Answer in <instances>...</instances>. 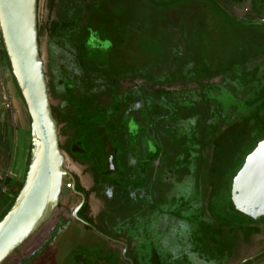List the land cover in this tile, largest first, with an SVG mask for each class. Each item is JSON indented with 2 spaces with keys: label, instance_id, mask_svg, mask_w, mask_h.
<instances>
[{
  "label": "rangeland",
  "instance_id": "obj_1",
  "mask_svg": "<svg viewBox=\"0 0 264 264\" xmlns=\"http://www.w3.org/2000/svg\"><path fill=\"white\" fill-rule=\"evenodd\" d=\"M50 1L38 0L37 19L42 32L39 44L45 63L46 79L55 86L54 89H49L50 102L61 115L68 116L58 124L60 146L65 147L68 141L77 137L87 150L84 155L90 156L89 158L96 159V151L93 150L97 145L101 148V156L111 148L117 151V171L109 174L103 172L107 169L105 163L96 168L109 183H103V191L111 187L113 204H116L113 211L117 212L116 216L111 217L101 215L98 227L107 234L122 236V232L131 223L125 217L131 207L123 202H127L137 192L141 193L143 187H148L151 198L149 202L142 201L145 206L147 203L150 205L151 225L156 226L160 221L167 222L168 217L154 209L157 206L159 209L167 208L168 201L164 193L173 192L175 189H171L169 182L159 185L157 191L161 198L155 204L152 198L156 188L151 182L147 184L141 175L143 163L152 159V154L156 151V148L150 146L149 151L143 152L146 139H154L161 148L159 157L150 163L153 169L158 166L169 169L177 158L178 166L173 169L174 172L183 174L194 170L198 179H202L200 181L203 191L210 190L206 181L208 174V181L216 185L217 189L216 195L207 201V210L212 216L221 218L220 221L225 217L231 221L233 212L227 208L229 192L225 189V182L230 181L242 167L244 156L251 149L250 142L243 137L241 129H238L242 128L238 124L245 112L244 99L261 95L264 100V24L253 27L235 24L224 17L226 15L213 2L240 20L256 22L264 19V0L259 3L257 10L254 8V0H230L225 1L224 5L221 0H181L173 4L167 2L176 0H54L52 5ZM164 3L167 5H163ZM74 10H79L81 16L77 26L78 38L75 37L74 40L80 42L85 26H88L91 34L81 42L78 50L71 44L72 37L61 39L62 45H59V36L53 38L50 32L52 23L73 17ZM4 66L2 70L0 64V103L2 104L3 95L9 93L13 113L5 115L11 127V151L9 161L7 156H1L0 175L14 174L22 177L30 140L28 118L8 73L5 59ZM217 73L222 75L214 76ZM89 75L95 77L96 81V86L93 89L92 86L91 90L87 87L88 81H85L86 77L90 78ZM199 76L203 79L198 82L196 79L199 80ZM211 85H218L222 89H213L215 86L210 87ZM159 89L182 93L184 97L195 101L191 105L189 100L183 103H186L185 111L192 117L189 119L193 123V133L189 132L190 121H186L188 117L179 116L174 119L173 124L161 119L154 124L148 122L152 115L142 111L147 105L143 101L142 92L155 95ZM209 90V97L213 101L210 104L217 105L215 112L211 108L210 115L214 116L211 119L214 118L212 121L216 122V126L210 121L207 124L209 103L202 101ZM128 91H133L134 94L131 101L127 100L129 98L125 94ZM85 93L89 96L83 112L80 104L86 98ZM191 106L196 108L195 114H192L194 111L189 112ZM146 111H149L148 107ZM195 121L196 130L193 129ZM233 123L236 129L232 128L224 133L223 130ZM2 124L0 105V126ZM135 124L143 126V129L140 130ZM91 125L96 127L89 128ZM206 128L215 129V135L212 137L213 131L210 130L206 133ZM262 135L264 136V128L255 131L251 136ZM182 143H186L192 150L191 165H184L178 160ZM62 152L66 157L64 168L78 174L83 186L89 189L94 182L92 171L86 165L74 162L64 149ZM209 163L211 167L208 168ZM70 185V179L65 177L61 204L66 203L72 194ZM175 188L177 194L173 195L176 197L174 210L180 214L178 203L181 202L177 201V197L179 193H183L185 183H179ZM91 196L94 197V193ZM3 200V196H0V215L6 209V201ZM77 201L71 200L70 206ZM90 203L95 210L97 205H94L92 199ZM60 211L61 208L59 213ZM182 216L179 215L178 218L183 220V225L172 229L169 237L157 239L156 230H152L153 240L145 243L148 248L143 251L147 258L154 249L158 251L162 261L175 264L173 257L178 249L194 248V245L196 254L206 259L211 260L215 255L218 256L220 250L211 248L206 243L207 240H221L214 231L215 227L206 225V217L203 218L204 221L199 219L200 216H190V213L184 218ZM132 222L134 224L135 221ZM55 223L56 216L2 264H17L21 258L27 256L22 264H29L36 256L40 258L36 264H75L74 255L78 253L84 255L88 264L111 261H108V257L114 254L105 248L110 244L92 231L84 229L74 221L69 228L60 232L59 228H53ZM105 223L111 224L113 229L104 227ZM163 228L166 227L162 226L161 229ZM197 232H201V236ZM38 248L41 253L33 256L32 253Z\"/></svg>",
  "mask_w": 264,
  "mask_h": 264
},
{
  "label": "flooded vegetation",
  "instance_id": "obj_2",
  "mask_svg": "<svg viewBox=\"0 0 264 264\" xmlns=\"http://www.w3.org/2000/svg\"><path fill=\"white\" fill-rule=\"evenodd\" d=\"M164 1H167V0H164ZM225 1L227 2L230 0H221V3L224 5ZM85 7L87 6L85 5ZM226 12L229 14L230 17L238 21L248 22L245 20L238 19L237 17L233 16L228 10ZM262 21H264V19L259 20L257 22L259 23ZM85 27H88V26H85ZM92 34H95V32H92ZM85 81H88L87 87L89 88V90H91L92 86H93L92 89L96 86L95 84L96 81L94 80V78L92 80V77H90L89 79H87L86 77ZM129 92L133 93V91H128L127 93ZM145 95H148V94H143L142 92V98L144 99L143 101L145 102V105L147 104L143 108L142 111L143 112L145 111L146 113H148L149 111H146L148 107V103L145 100ZM133 98H134V95L132 98H129L127 100L131 101ZM185 98L186 100H189L188 102L190 103V105L193 103L190 101H194L190 97L185 96ZM127 100H125V102ZM184 107L186 106L184 105L183 107L179 108L177 111H172L171 115L169 116L166 114L165 106L160 105L157 109V113L159 114L161 120L168 121L169 124H173L174 119H177L179 116L182 118L188 117L186 121H190L189 122V132L191 131L190 133H193L192 127H191L192 120H190L192 117L189 116V114L185 111L187 107L186 108ZM189 112H193L192 114H195L196 108H193L191 106ZM207 113L209 117L208 122L210 121L211 124L215 125L216 122L212 121L214 118L213 119L210 118L211 112L207 110ZM142 121H146V120H142ZM148 122L150 124L155 123L151 121H148ZM210 122L208 124H210ZM195 124H197L196 121L193 126L194 130H196ZM135 125L140 130L143 129V126L140 127L138 124H135ZM90 127L93 128L96 126L91 125ZM208 130L213 131L212 133V137H213V135H215V129L206 128L205 132L207 133ZM218 131H221V130L219 129ZM145 144L146 145H145L143 152L149 151L150 146L151 148L152 147L156 148V151L154 152V154H152L154 155L153 158L143 163V172L141 173V175L143 176V179L147 181V184L151 182L152 184H154L156 188V190H154V193H153L154 198H152L154 199L155 204L161 198L160 192L157 191V187L159 185L161 184L163 185L165 182H169L171 183V189L172 190L173 188L175 189L173 192L164 193L165 195L164 197L168 201L166 202V205L168 206L167 208L159 209V207L157 206L156 207L157 209H154L155 212L159 211L158 213L160 214L163 213V215L168 217L169 221L167 220L166 223L165 221L163 222L160 221L157 223L156 226L153 224L151 225L152 220L150 218V212H151L149 209L150 205L149 203L146 202L147 205L145 206L144 203L142 202L144 200L149 202L151 198L149 195L148 187H143L140 191L141 193L137 192L135 195L131 196V198L129 197L130 199H127V202L126 201L123 202V204L125 203L127 204L128 207L129 206L131 207V210H129V212L125 214V217L128 218V221L131 223H129L128 224L129 226H127L124 232H122V236L116 237L115 235L107 234L104 230L98 227L99 225L98 219L100 218L101 215L104 214L106 217H111V216H116L117 212L115 213L113 211V208H116V204H113L114 196H112L111 187L109 189L107 188L106 191H103L104 189L103 183H107V184L109 183L106 179H104V177L101 174H99V171L96 170V168L105 163L107 169L105 168V171L103 172H108L109 174L112 171L114 172L117 171V165H116V159H117L116 152L117 151H114L113 148H111L109 152H106L105 155L101 156L100 155L101 148L100 146L97 145L95 146V149L93 150V151H96V159L89 158L90 156L84 155L82 159L75 160L70 156L69 153H67L74 162L84 165V166L86 165L85 167L88 170L92 171L94 182L89 187V189H87L81 184L78 174L71 173L68 171L73 176V179L75 181L74 190L76 192H74L73 190V185H72L73 181L70 179L71 181L70 191L72 194L71 196H69L66 203L61 204L59 202L58 208L55 210L54 214L51 217L52 219L53 217L56 216V220H57V223H55L53 228L55 227L59 228L60 232H63L64 230L69 228L74 221H76L79 224H81L84 229L92 231L96 236H98L99 238H102L104 241L110 244L109 246L106 245L105 248L106 250H108L109 252H113L114 254V256L109 255L108 257V261L110 260L111 261L110 262L100 261L94 264H103V263L105 264H108V263H111V264L112 263L113 264H137V263L138 264H169L171 263V261H168V262L167 260L162 261L160 255L158 254V251L154 249L150 251V255L148 256L149 258H147L145 254L143 253L144 249L148 248V246L145 245V243L153 240L152 230H156L157 239L158 238L161 239L162 237H165V236L169 237L172 229L175 230L177 229V227H180L183 225L182 224L183 220L180 221V218H178V216L179 215L182 216L183 214L182 218H184L186 215H188V213H190V216L197 215V216H200L199 219L201 218L202 220H204L203 218L206 217L205 218L207 220L206 225L215 227L214 231L215 233L219 234V236L221 237V240H215V241L207 240L206 243L209 244L211 248H214V249L218 248L220 252L217 253L218 256L215 255V257L210 260V259H206V257L196 254L195 252L196 245L194 244H193L194 248L180 247V249H178L177 251L176 256L173 257L175 264H197V263H200V264H264V218H257L256 220H254L246 216L245 214L239 211H236L229 205L232 180L236 174L230 178V181L225 182L226 183L225 189H228V192H229L227 208L231 212H233V215H232L231 221L229 220V218H226V217L223 218L222 221L225 222L223 223L222 221H220L221 218L212 216L213 214H211L210 211L207 210V201L208 199H210V197L216 195L215 192L217 189L216 185H214L213 183H211L212 184L211 185L210 182L208 181L209 175L208 174L206 175V179H207L206 181H207V184L210 190L203 191L202 184L200 181L202 179L201 178L200 180L198 179L199 177L195 173L194 170H190V171L188 170V172H184L183 174H179L178 171L174 172L173 169H176V167L178 166V161L176 162L177 158H175V160L173 161V164L170 165L169 169H166L165 167L158 166V165H157L158 167H155V169H153L154 167H152L150 163L154 162L159 157L160 152H161L160 144H158V142L155 141L154 139L152 140L146 139ZM181 149H182V152L178 160H180V162H182L184 165L185 164L191 165L192 150L188 147L186 143H182ZM97 152H99V154ZM112 154H113V162H114L113 166L109 163V159ZM138 163L139 161H137V164ZM210 163L208 165V168L211 167ZM170 175L173 177L171 178ZM179 183L180 184L185 183V188H184L183 193H179L177 197V201L181 202V203H178L180 205L179 207L180 214H177L174 210L176 197H173V195L177 194L176 193L177 188L175 187ZM93 193H94L93 198L95 202L100 203V204L102 203V206L100 208L98 207L97 211L93 210V208L91 207V203H90L92 199L91 194ZM73 199H76L78 201L76 202V204H73L72 206H70L71 204L69 203ZM60 208L62 211H60L59 213ZM76 209L78 210L76 212V217H75L73 214ZM132 221H135L134 224ZM103 224L104 223H102V225ZM162 226H165L166 228L161 229ZM104 227H106L109 230L113 229V226H111V224L109 223L108 224L105 223ZM186 230L188 229L186 228ZM197 234L198 236H201V232H197ZM54 237L55 235H53V238ZM187 249L189 250L188 252H187ZM40 253H41L40 249L38 248L36 252L32 253V255L34 254L33 256H35V255H39ZM42 253L44 252L42 251ZM26 258H28V256L25 258H21L17 264H22ZM39 259L40 258L36 256L33 259V261L32 260L30 261L29 264H36V262H38ZM74 259H75V264H88V260L84 257L83 254L78 253L74 255Z\"/></svg>",
  "mask_w": 264,
  "mask_h": 264
},
{
  "label": "water",
  "instance_id": "obj_3",
  "mask_svg": "<svg viewBox=\"0 0 264 264\" xmlns=\"http://www.w3.org/2000/svg\"><path fill=\"white\" fill-rule=\"evenodd\" d=\"M37 5L38 0H0V47L25 108L30 137L21 188L0 220V264L51 219L59 206L64 178L73 181V190L75 185L73 176L64 168L66 157L60 148L58 121L49 98L45 63L40 54ZM109 163L114 165L113 154ZM229 205L254 220L264 218V139L246 156L233 177Z\"/></svg>",
  "mask_w": 264,
  "mask_h": 264
},
{
  "label": "trees",
  "instance_id": "obj_4",
  "mask_svg": "<svg viewBox=\"0 0 264 264\" xmlns=\"http://www.w3.org/2000/svg\"><path fill=\"white\" fill-rule=\"evenodd\" d=\"M53 2H54V0L50 1L51 5L53 4ZM254 2H255L254 8L257 10L259 7V3L261 1L260 0H254ZM73 13H74V16L67 19V20L61 19V20H58V21L52 23L50 32H51V36L53 38L55 36H59L60 40L61 39L66 40L69 38L71 39V37H72L71 44L74 45L76 47V49L78 50V47L80 48V46L82 45L81 42L85 41V39L87 38L86 36L90 35V31L88 30V27H85L81 32L80 42L79 41L76 42V40H74L75 37L78 36L77 35V32H78L77 26L79 25V21L81 19V16H79L80 15L79 10H77V11L74 10ZM224 17L232 20V22H234L235 24L250 23V24H246V26H249V27L250 26L251 27L262 26V24H259L257 21L256 22H250V21L241 22V21H236V19H234L232 17L231 18H229L227 16H224ZM41 33H42L41 29H40V27H38V37L41 36ZM57 42L59 45H62V40L57 41ZM0 52H1L3 60H4V55H3L2 50ZM80 64H82V63H80ZM207 69L208 68H206L205 71H207ZM219 74L222 75L221 73H217V74H214V76H219ZM89 77H92V76L89 75ZM188 78H191V76H188ZM198 78H199V80L196 79L198 82L201 79H203L202 76H199ZM200 85L203 86L202 84H200ZM48 86H49V89L55 88L54 84L48 83ZM212 86H215V87H212ZM210 87H212L213 89L215 88L216 90L222 89V87H220L218 85H211ZM68 88H70V87L68 86ZM133 95L134 94L132 92H129L126 94L127 98H132ZM205 95L206 96H204L202 98V101L206 102L207 104L209 103L207 110L209 112H211V108H212L213 109L212 111L215 112L217 109V107H216L217 105H215L214 103L210 104V102H213V101H211V98L209 97L210 96V90ZM87 96L88 95L86 94V98H84V101L81 102V104L79 103L83 112L85 110V105L88 102ZM67 97L72 99V97H70L69 95H67ZM145 100L148 103L149 114L152 115L151 122H156L158 119H160V116L157 113V109L160 105L165 106L166 114L170 116L172 111H177L179 108L183 107L186 104L185 103L183 105V103L186 101V98L183 96L182 93H171V92H166V91L160 90V89L158 91H156L155 95H145ZM262 100L263 99H261V95H258V97H256V96L251 97V99H248V98L244 99V106H245L244 111L245 112H243V114H242V116L243 115L244 116H243V118H241L239 120L240 123L239 124L237 123V124H238V126H240V125L242 126V128L238 127V129H241V133H242L243 137H246V139H248V141L250 142V145H251L250 146L251 149L248 152H246L245 156L248 155L255 148V146L257 145V143L259 141L264 139L263 135H262V137L261 136L260 137L251 136L253 133H255V131L261 130L262 128H264V109H263L264 108V102H262ZM245 101H247V102H245ZM75 102H76V100H75ZM190 102H195V101H190ZM52 112H53L54 117L57 119V121L59 123L68 118V116L64 117L63 115H61L59 113V111L54 107H52ZM211 117H214V116H211ZM233 125H234V123L229 125L223 132L226 133V132L230 131L232 128H235ZM89 128H91V127H89ZM214 142H216V141L214 140ZM60 148H61V150L64 149L67 153H69L70 156L75 160L82 159L84 157V154H85L83 142L80 141L77 137H74L73 140L68 141L67 145L65 147L60 146ZM245 156H244V158H245ZM243 161H244V159H243ZM26 164H27V158L25 159V167H24L22 177H19V176L17 177L15 175H7L5 180L1 183V185L3 187H5V189H6L5 192L0 193V196L1 197L3 196V199L6 201V209L0 215V220L4 217V215L7 213V211L12 206L14 199L17 196V194L21 188L22 179H23L25 169H26Z\"/></svg>",
  "mask_w": 264,
  "mask_h": 264
},
{
  "label": "crops",
  "instance_id": "obj_5",
  "mask_svg": "<svg viewBox=\"0 0 264 264\" xmlns=\"http://www.w3.org/2000/svg\"><path fill=\"white\" fill-rule=\"evenodd\" d=\"M0 51H1V48H0ZM0 64H1V69L3 70L4 69V60H3V57H2V54L0 52ZM1 105V103H0ZM2 113H3V110H2ZM6 118V116H5ZM7 119H5L4 121H2V125L0 126V161H1V156H7L8 158V161H9V154H10V138H11V130H10V126L9 124L7 123L6 121ZM8 125V126H7ZM7 169H8V165H7ZM14 175V174H13ZM18 177V175H15ZM80 178V176H79ZM81 184L83 185V182L80 180ZM92 200H93V203L94 205L98 206L99 205L101 206L100 203H96L94 198L92 197ZM97 206L95 207V210L97 211Z\"/></svg>",
  "mask_w": 264,
  "mask_h": 264
},
{
  "label": "built area",
  "instance_id": "obj_6",
  "mask_svg": "<svg viewBox=\"0 0 264 264\" xmlns=\"http://www.w3.org/2000/svg\"><path fill=\"white\" fill-rule=\"evenodd\" d=\"M1 108H2L3 112L5 113V115H7L8 113H10L12 115L13 108H12L11 98L9 97V93H7V95H3V101L1 104ZM7 175H5V176L0 175V193L6 191L5 187H3L1 185V183L5 180Z\"/></svg>",
  "mask_w": 264,
  "mask_h": 264
}]
</instances>
